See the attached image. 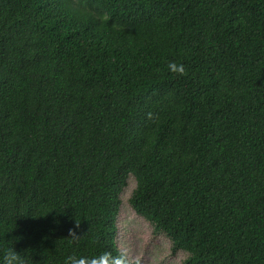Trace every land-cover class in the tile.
I'll list each match as a JSON object with an SVG mask.
<instances>
[{"label": "trees", "instance_id": "trees-1", "mask_svg": "<svg viewBox=\"0 0 264 264\" xmlns=\"http://www.w3.org/2000/svg\"><path fill=\"white\" fill-rule=\"evenodd\" d=\"M130 174L184 264H264V0H0V258L116 254Z\"/></svg>", "mask_w": 264, "mask_h": 264}, {"label": "rangeland", "instance_id": "rangeland-1", "mask_svg": "<svg viewBox=\"0 0 264 264\" xmlns=\"http://www.w3.org/2000/svg\"><path fill=\"white\" fill-rule=\"evenodd\" d=\"M137 181L130 174L127 185L120 194L121 208L117 218V244L127 251L134 264H184L188 256L185 250L172 252V241L165 234L155 232L154 225L139 215L130 198Z\"/></svg>", "mask_w": 264, "mask_h": 264}, {"label": "clouds", "instance_id": "clouds-1", "mask_svg": "<svg viewBox=\"0 0 264 264\" xmlns=\"http://www.w3.org/2000/svg\"><path fill=\"white\" fill-rule=\"evenodd\" d=\"M170 69L176 70L177 66L170 64ZM179 71H183V66H179ZM74 235V234H73ZM0 264H27V260L20 251L12 247L0 258ZM68 264H132L127 251L120 249L116 254L104 252L97 256L70 257Z\"/></svg>", "mask_w": 264, "mask_h": 264}]
</instances>
